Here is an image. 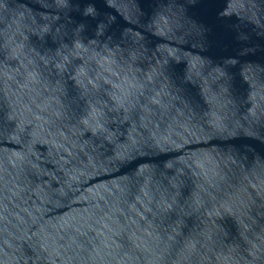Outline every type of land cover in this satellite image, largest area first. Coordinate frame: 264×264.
<instances>
[{
	"label": "water",
	"instance_id": "95a60500",
	"mask_svg": "<svg viewBox=\"0 0 264 264\" xmlns=\"http://www.w3.org/2000/svg\"><path fill=\"white\" fill-rule=\"evenodd\" d=\"M0 264H264V0H0Z\"/></svg>",
	"mask_w": 264,
	"mask_h": 264
}]
</instances>
